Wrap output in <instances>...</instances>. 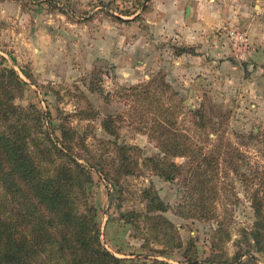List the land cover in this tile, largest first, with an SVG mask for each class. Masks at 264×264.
Wrapping results in <instances>:
<instances>
[{
  "label": "rangeland",
  "instance_id": "374dc122",
  "mask_svg": "<svg viewBox=\"0 0 264 264\" xmlns=\"http://www.w3.org/2000/svg\"><path fill=\"white\" fill-rule=\"evenodd\" d=\"M12 1L20 5L19 14L18 9L6 13L0 2V67H14L26 82L24 95L16 102L22 106L34 104L44 114L50 113L46 121H51L54 128L70 121L82 130L88 120H81L80 112L92 105L98 112L92 121L95 135L113 139L103 130L102 119L110 113L127 112L134 102L115 94L113 102L108 103L91 92L89 77L97 65L102 71V85L110 92H119V86L164 78L169 84L167 95L176 104L179 99L183 101L187 113L179 119L185 124L190 123L191 109L208 97L228 115L226 137L253 161L264 165L260 146L242 144L237 136L264 133V0H206L204 6H214L226 17L220 27L215 23L212 32L201 34L210 36V47L190 43L195 36L192 32L196 33L194 0H162L182 9L180 17L169 14L172 27L168 30L155 29L152 23L156 0ZM176 16L178 19L171 22ZM176 26L189 29L188 34L182 36ZM179 47H194L196 52L180 54ZM68 114H72L69 120ZM133 117L122 122L119 142L137 149L141 158L159 153L155 141L139 129L138 113ZM173 160L181 163L186 159ZM92 175L90 201L98 209L102 240L117 256L150 261L160 250V245L145 242L143 223L134 217L145 210L142 189L153 186L170 206L164 214L177 226L183 242L182 247L159 259L169 264H190L193 258L205 259L214 253L227 261L242 253L241 260L251 258L264 264V252L258 251L249 232L243 231H250L255 216L238 176H229L226 192L217 205L218 216L199 220L176 214L184 194L178 181H164L142 170L122 178L120 195L98 169H93ZM220 225L231 238L223 248L216 249L213 243Z\"/></svg>",
  "mask_w": 264,
  "mask_h": 264
},
{
  "label": "trees",
  "instance_id": "16d2710c",
  "mask_svg": "<svg viewBox=\"0 0 264 264\" xmlns=\"http://www.w3.org/2000/svg\"><path fill=\"white\" fill-rule=\"evenodd\" d=\"M178 52L195 54L196 49L179 47ZM101 74L96 65L89 77L91 92L108 103L115 94L134 102L127 112L110 113L102 119L103 130L113 139L95 135L92 121L98 112L92 105L80 112V119L88 120L82 130L70 121L54 128L46 121L50 113L44 114L34 104L16 102L24 95L26 82L14 67H0V264H169L158 256L182 247L183 242L177 226L164 214L170 206L153 186L142 189L145 210L134 217L143 223L145 242L160 245L156 257L150 261L123 258L105 246L98 209L90 201L93 169L120 195L122 178L142 170L164 181H178L184 194L176 214L199 220L218 216L217 205L227 180L231 174L238 176L255 216L250 231H243L264 252V165L226 137L228 115L206 97L191 109L190 123L185 124L179 119L187 113L183 101L176 104L167 95L169 84L164 78L110 92L102 85ZM135 112L139 129L155 141L159 153L141 158L137 149L119 142L122 122L134 118ZM237 136L242 144L260 146L264 158V133ZM175 157L186 160L178 163ZM222 228L216 230V249L231 238ZM241 256L237 253L227 261L214 253L189 263L258 264L251 258L241 260Z\"/></svg>",
  "mask_w": 264,
  "mask_h": 264
},
{
  "label": "crops",
  "instance_id": "0c3cea01",
  "mask_svg": "<svg viewBox=\"0 0 264 264\" xmlns=\"http://www.w3.org/2000/svg\"><path fill=\"white\" fill-rule=\"evenodd\" d=\"M177 2H182L183 0H176ZM216 1V0H214ZM1 2V6H3L5 8L6 13L12 14V10L13 9H18V13L16 12V14H19V10H20V5L18 3H14L12 0L8 1V0H0ZM161 4H160V3ZM206 3V0H194L193 1V14L194 15V27L196 28V33L192 32L195 36L192 39V41H190V43H196L202 47L208 46L210 47L212 45V43H210V36H201V34L203 33V31H205L206 33H210L213 31V28L215 26H213V24H218L216 26H221L222 24H224L223 22L226 20V17H223L222 14L223 12L219 11L216 8H213L214 6H212L209 9V5L208 6H204ZM178 4V3H177ZM155 9L152 10V16L155 17V19L152 21V23L155 25V29H164V30H168L170 28V26L172 27V25H169V14L170 13H175L178 17H180V15H178L181 12V8H179V5H174L173 2H165L163 4L162 0H156L155 1ZM8 14V15H9ZM218 14V16H217ZM177 16L171 20V22H174L175 20H177ZM204 19L207 21V23H204ZM177 29H180L183 33L182 36H185L188 34L189 29H185L184 27H180L178 28L176 26ZM17 39H19V37H16ZM31 40V39H30ZM191 40V38H190ZM217 42V41H214ZM27 44V43H26ZM220 49L215 50L219 51ZM214 51V49H213ZM211 51V52H213ZM2 53V52H1ZM1 58V57H0Z\"/></svg>",
  "mask_w": 264,
  "mask_h": 264
}]
</instances>
